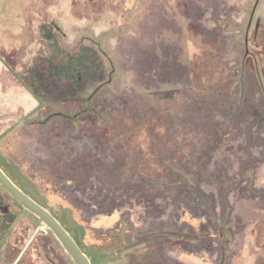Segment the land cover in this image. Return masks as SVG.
I'll use <instances>...</instances> for the list:
<instances>
[{"label": "rangeland", "instance_id": "1", "mask_svg": "<svg viewBox=\"0 0 264 264\" xmlns=\"http://www.w3.org/2000/svg\"><path fill=\"white\" fill-rule=\"evenodd\" d=\"M152 1L0 0V167L56 218L91 264H264V0H224L222 24H211L205 40L187 31L173 2L163 13L169 36L158 56H175L179 47L172 62L187 72L207 51L205 80L219 66L225 77L202 94L123 98L113 50ZM217 33L224 34L220 47L213 44ZM49 50L100 57L112 78L111 99L78 93L61 109L52 106L74 118L32 125L41 95L33 62ZM157 61L144 54L140 66L151 72ZM184 73L174 71V79L184 83ZM118 134L130 140L123 151L114 149ZM59 136L82 153L71 145L69 161L55 173L44 157ZM92 177L110 205L96 209L74 194L89 188ZM0 197L9 211L0 215V264L19 254L17 264H73L1 187ZM26 218L35 226L31 234L17 227Z\"/></svg>", "mask_w": 264, "mask_h": 264}, {"label": "trees", "instance_id": "2", "mask_svg": "<svg viewBox=\"0 0 264 264\" xmlns=\"http://www.w3.org/2000/svg\"><path fill=\"white\" fill-rule=\"evenodd\" d=\"M169 1L170 4L169 2L167 3V0H153L147 10L148 15L145 19L135 23L129 31L118 38L117 45L113 50V58L120 74L124 77L123 83L119 87L123 98L128 96H166L168 94H172L173 96L186 90L202 94V91L209 90L216 81H220V79L222 80L225 77L226 71L223 70L221 72L219 66L215 68L210 80H205L202 69L204 68L205 54L207 51L195 57L193 63H196V68L192 67V70L187 72L186 68L179 64L174 66V63H176L174 59L178 58L176 54L178 55L180 53L179 47L176 50L175 56L174 54L169 55L167 58L158 56L162 52L160 46L163 47L166 45V38L169 36L167 34L168 28L163 18L165 8L174 2L173 5L180 7L181 17L186 23L187 31L205 40L209 36L207 32L211 24L218 27L222 24V21L218 18V13L224 10V0ZM198 14L200 15L198 16ZM223 36L224 34L220 35L217 33V39L213 44L220 47L223 43L221 40ZM203 44L206 46L213 45L211 41H203ZM144 54H150L151 60H158L156 63L159 66L155 65V69L151 72H146L140 66L141 62L144 61ZM45 55L35 58L33 62L32 77L41 95L38 98L39 109L36 114L30 117V123L32 125H36L37 127L43 126L55 117L63 118L64 120L74 118L73 115L69 116L64 112L54 111L52 106H57L58 109H61L65 99H72L78 93L92 90V96H98V98H103L107 101L111 99L112 95L108 85L112 78H106L104 75L105 68L100 57L92 53H81L70 56L63 53H56L53 50L47 51ZM134 63L139 65L135 67ZM184 69L185 73L182 76L185 82L181 83L177 78L174 79V71L179 72ZM195 73L199 74L198 78L202 84H196V79L194 78ZM150 79L155 82L150 81ZM80 114H82L81 111L76 115ZM55 139H59V145L50 141V147L46 149L44 158L49 159L51 168L56 173L58 166L65 165L69 161L66 156V151L71 145H75L74 152L76 154H81L82 150L78 147L77 143L71 140L68 141L67 137L59 136ZM115 143L114 149L123 151L127 148L130 140L127 136L118 134ZM90 145L91 143H89V148L86 146V149H90ZM0 169L2 171L4 170L1 167ZM55 175L56 180L60 184H66L64 180L57 177V174ZM8 178L10 179V177ZM10 180L14 183L12 179ZM89 182V188L85 187L82 191L78 189L74 194L77 195L80 192L83 198H86L90 204L89 206L96 209L98 205L103 203L106 206L110 205L111 198L107 196L105 193L106 190L101 186L98 179L92 177L89 179ZM14 184L16 185V183ZM73 186L75 187L76 185L73 183ZM14 203L16 202L14 201ZM16 204L19 206L18 203Z\"/></svg>", "mask_w": 264, "mask_h": 264}, {"label": "water", "instance_id": "3", "mask_svg": "<svg viewBox=\"0 0 264 264\" xmlns=\"http://www.w3.org/2000/svg\"><path fill=\"white\" fill-rule=\"evenodd\" d=\"M0 187L24 210L36 217L39 224L44 225L51 232L73 264H91L87 256L56 218L23 193L1 169Z\"/></svg>", "mask_w": 264, "mask_h": 264}, {"label": "crops", "instance_id": "4", "mask_svg": "<svg viewBox=\"0 0 264 264\" xmlns=\"http://www.w3.org/2000/svg\"><path fill=\"white\" fill-rule=\"evenodd\" d=\"M9 226H11V224H9ZM17 227L20 228L23 232H27V233L30 232V234L33 233L35 230V226H33L32 222L29 221V218H26L25 221L21 222L19 225H17ZM30 242H31V237L24 241V248L27 247V245ZM0 243H1V241H0ZM21 256H22L21 254L17 255L10 264H17V262L20 260Z\"/></svg>", "mask_w": 264, "mask_h": 264}, {"label": "flooded vegetation", "instance_id": "5", "mask_svg": "<svg viewBox=\"0 0 264 264\" xmlns=\"http://www.w3.org/2000/svg\"><path fill=\"white\" fill-rule=\"evenodd\" d=\"M9 213L8 209L3 206L2 199L0 197V215H7Z\"/></svg>", "mask_w": 264, "mask_h": 264}]
</instances>
